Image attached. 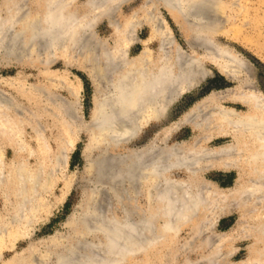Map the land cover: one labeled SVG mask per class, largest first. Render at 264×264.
Masks as SVG:
<instances>
[{
    "label": "bare ground",
    "instance_id": "6f19581e",
    "mask_svg": "<svg viewBox=\"0 0 264 264\" xmlns=\"http://www.w3.org/2000/svg\"><path fill=\"white\" fill-rule=\"evenodd\" d=\"M111 1L109 5L110 0H88L80 14L74 11L76 0H1L0 63L49 64L60 52L57 43L65 33L70 41L67 53L73 52L80 40L91 39L95 22L122 0ZM244 1L147 0L141 15L135 13L134 18L135 24L149 25L148 40L155 41L154 51L144 47L130 58L124 50L111 52L103 44L97 53L82 48V53L99 59L104 72L103 89L99 88L102 97L94 104L87 127L102 146L100 159L91 166L98 183H106L103 186L119 207L114 213L108 207L87 203L79 223L85 235L100 237L99 242L77 240L45 264H123L159 243L170 248L181 241L184 230L188 234L180 244V253L198 256L195 260L186 257L182 264H230L227 258L233 248H224L232 236L214 232L217 218L228 208H241L252 220L251 224L239 220L241 236L264 237V89L256 85L247 61L218 40L241 30L243 25L236 23L246 17V7L240 5ZM159 7L187 32L184 41L189 51L183 50L170 32L152 23V13ZM131 20L124 26L125 32L132 29ZM110 25L114 32L122 26L115 18ZM207 66L237 84L196 99L145 145L108 156L110 147L138 137L151 122H166L178 98L212 77ZM1 82L15 96L0 88V191L7 205L5 216L0 214V238L7 225L22 227L18 235L23 237L25 228L38 218L41 193L52 186L49 172L54 171L55 159L45 163L48 149L36 106L41 87L15 76ZM223 102L240 104L245 110ZM183 124L199 133L189 142L168 144L171 133ZM215 140V146H207ZM3 142L14 153L9 165ZM209 167L239 170V180L228 194L200 176ZM176 171L187 177H172ZM86 193L91 201L98 192L92 189ZM96 231L100 236L94 235ZM201 247L206 253L200 252ZM261 256L264 251L241 264H260Z\"/></svg>",
    "mask_w": 264,
    "mask_h": 264
},
{
    "label": "rangeland",
    "instance_id": "374dc122",
    "mask_svg": "<svg viewBox=\"0 0 264 264\" xmlns=\"http://www.w3.org/2000/svg\"><path fill=\"white\" fill-rule=\"evenodd\" d=\"M87 1L76 0L74 11L83 13V7ZM146 1L122 0L120 3L112 5L110 12L103 18H99L93 25L91 39L80 40L73 52L67 53L70 41L66 37L68 33L63 34L57 43L60 52L54 55L55 57L49 64L34 65L27 61L21 64L0 63V88L9 94L15 96V93L6 87L5 82H1L3 78L15 76L24 80L25 83L41 87L42 91L37 96L36 106L41 119L40 133L43 138L45 137L48 149L45 163L52 157L55 159L54 171L49 172L52 186L41 193V210L37 220L25 228V230L27 229L26 235L23 237L18 235L24 230L20 226L9 227L7 225L4 227V236L2 235L0 238V264H45V262L53 261L57 253L77 240L81 239L82 241L86 238L93 244L98 243L100 237H97L96 234L100 235L97 231L94 232L96 238L89 235L83 236L80 233L83 231V227L78 218L81 217L82 208L87 203L93 202L94 206L98 204L102 208H110V212H117L119 203L109 196V191L106 190V186H103L106 183H98L96 170H94V166H91L92 161L100 159L102 146L95 142L91 129H87L90 125L94 104L102 97L104 72L98 58L82 52L83 49L90 48L94 50L93 53H97L100 44L109 48L111 52L124 50L130 58L138 55L144 47L154 51L156 49L155 41L148 40L149 25L146 22L135 24L134 18L135 13L136 16L141 15ZM113 2L110 0L108 4L111 5ZM240 5L246 7V17L243 22L239 20L236 23L238 26L243 25L241 30L230 37H219L218 40L233 51L236 50L237 52H235L247 61L249 64L247 65L253 70L256 85L260 89H264V0H245ZM114 18L122 25L117 29V32H114L110 25V21L114 23ZM152 18L154 25L165 29L164 32H170L174 38L176 37L175 42L183 50L189 51L184 41L187 32H184L162 7H159L158 11H153ZM130 20L134 21V24H131L132 29L125 32L124 26ZM244 22L245 24H243ZM198 52L201 53V50ZM207 67L212 70V77L202 81L199 87L191 93L178 98L172 105L166 122L163 120L151 122L141 130L138 137H131V139L110 147L108 156L124 154L128 150L145 145L155 132H159L161 128L176 120L201 97L210 93H220L237 84L235 81L224 78L213 67ZM21 100V102H25L24 99ZM223 105L241 111L245 110V107L240 104L223 102ZM198 133L189 125L183 124L171 133L167 142L168 144L179 141L189 142ZM216 141L208 143L207 146H215ZM2 146L5 162L9 165L14 158L13 150L5 142L2 143ZM31 146L33 147V143ZM30 163L33 166L35 164L33 159L30 160ZM204 171L200 176L206 181H210L222 193L228 194L229 189L234 187L239 180V170L209 167ZM172 177L186 178L187 176L181 171H176L172 173ZM92 189H97L98 193L95 199L90 201L86 192ZM109 204L110 206H108ZM6 207L3 191H0V214L3 216L7 212ZM240 219L241 222L252 223L248 214L241 208H228L222 216L217 218L214 225L216 234L225 233L227 236H232L231 242L224 248V250L233 248V253L227 258L230 264L244 263L250 256L256 257L258 252L264 251L263 236L258 234L256 237L252 235L249 238L241 236L237 227ZM187 234L188 231L184 230L180 236L181 241L172 244L170 248L167 243H159L156 248L146 249L133 258H127L123 264H170V260L172 264H182L186 257L195 260L198 254L191 252L184 254L179 251L181 242L187 239ZM200 252L206 253V248L201 247ZM259 258L261 259L260 264H264V256Z\"/></svg>",
    "mask_w": 264,
    "mask_h": 264
},
{
    "label": "water",
    "instance_id": "95a60500",
    "mask_svg": "<svg viewBox=\"0 0 264 264\" xmlns=\"http://www.w3.org/2000/svg\"><path fill=\"white\" fill-rule=\"evenodd\" d=\"M81 234H83V235H85L86 233H85V230H83V231H81L80 232ZM60 254V253H59Z\"/></svg>",
    "mask_w": 264,
    "mask_h": 264
}]
</instances>
